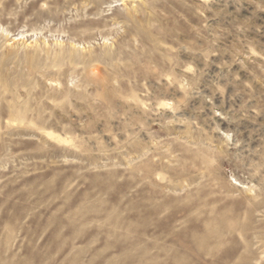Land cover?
<instances>
[{
  "label": "rangeland",
  "instance_id": "374dc122",
  "mask_svg": "<svg viewBox=\"0 0 264 264\" xmlns=\"http://www.w3.org/2000/svg\"><path fill=\"white\" fill-rule=\"evenodd\" d=\"M0 264H264V0H0Z\"/></svg>",
  "mask_w": 264,
  "mask_h": 264
}]
</instances>
